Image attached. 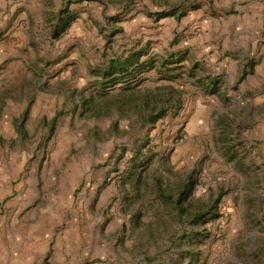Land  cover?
Masks as SVG:
<instances>
[{
	"label": "rangeland",
	"instance_id": "rangeland-1",
	"mask_svg": "<svg viewBox=\"0 0 264 264\" xmlns=\"http://www.w3.org/2000/svg\"><path fill=\"white\" fill-rule=\"evenodd\" d=\"M241 2L0 0V264H264Z\"/></svg>",
	"mask_w": 264,
	"mask_h": 264
},
{
	"label": "crops",
	"instance_id": "crops-1",
	"mask_svg": "<svg viewBox=\"0 0 264 264\" xmlns=\"http://www.w3.org/2000/svg\"><path fill=\"white\" fill-rule=\"evenodd\" d=\"M240 18H242L237 34H243L233 41L227 40L225 48L231 50L230 55L221 62L222 69L227 65V69L233 71L239 66L245 68L246 74L240 83V89L237 95L248 93L252 94L247 101H250L256 108L264 106V57L254 58L249 50L258 40H250V35L257 31V24L264 14V3L261 0H242L239 5ZM258 17V18H257ZM255 52V51H254ZM243 63V64H242ZM240 97V96H239ZM264 116V114L262 115ZM259 127L264 126V117L258 123Z\"/></svg>",
	"mask_w": 264,
	"mask_h": 264
},
{
	"label": "trees",
	"instance_id": "trees-1",
	"mask_svg": "<svg viewBox=\"0 0 264 264\" xmlns=\"http://www.w3.org/2000/svg\"><path fill=\"white\" fill-rule=\"evenodd\" d=\"M139 55L141 56L142 54H140V53H138V54L137 53H132L131 55H129L125 59V61H122V62L119 61V60H113L112 61V66L120 67V69H121V67H124L126 64L132 63L134 61V58H138Z\"/></svg>",
	"mask_w": 264,
	"mask_h": 264
}]
</instances>
